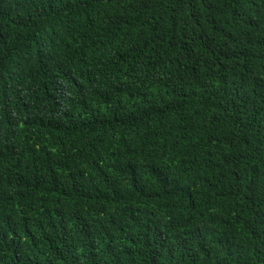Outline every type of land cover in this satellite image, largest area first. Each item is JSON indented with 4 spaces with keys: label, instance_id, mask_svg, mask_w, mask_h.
Returning a JSON list of instances; mask_svg holds the SVG:
<instances>
[{
    "label": "trees",
    "instance_id": "1",
    "mask_svg": "<svg viewBox=\"0 0 264 264\" xmlns=\"http://www.w3.org/2000/svg\"><path fill=\"white\" fill-rule=\"evenodd\" d=\"M0 264H264V0H0Z\"/></svg>",
    "mask_w": 264,
    "mask_h": 264
}]
</instances>
